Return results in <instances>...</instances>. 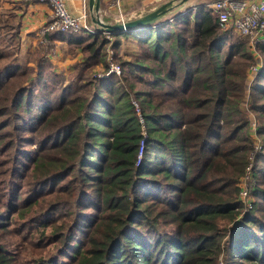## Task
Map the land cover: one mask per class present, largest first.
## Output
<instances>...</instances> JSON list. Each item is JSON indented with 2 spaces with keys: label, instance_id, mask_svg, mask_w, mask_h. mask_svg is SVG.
I'll use <instances>...</instances> for the list:
<instances>
[{
  "label": "trees",
  "instance_id": "obj_1",
  "mask_svg": "<svg viewBox=\"0 0 264 264\" xmlns=\"http://www.w3.org/2000/svg\"><path fill=\"white\" fill-rule=\"evenodd\" d=\"M211 4L61 33L82 55L66 83L60 32L24 53L0 8V264H264V43L250 87L256 54ZM108 47L120 75L106 76Z\"/></svg>",
  "mask_w": 264,
  "mask_h": 264
},
{
  "label": "built area",
  "instance_id": "obj_2",
  "mask_svg": "<svg viewBox=\"0 0 264 264\" xmlns=\"http://www.w3.org/2000/svg\"><path fill=\"white\" fill-rule=\"evenodd\" d=\"M28 3H41L51 8L50 20L39 29L40 42L45 41V35L51 32L96 33V28L86 23L88 13L85 10L82 15H73L66 6L65 0H25ZM122 0H111V7H120ZM211 8L217 16L219 26L222 29H232L236 34L249 41L252 49L264 42V0H216ZM89 18V17H88ZM124 22L126 19L120 15L117 20ZM105 33V32H104ZM107 34V33H106ZM54 54V52H53ZM114 52L108 49V67L106 76L120 75L121 68L113 61ZM252 72H258V66L251 68ZM103 77V76H98ZM255 187V177L252 164L247 169V174L241 183L240 198L247 209L252 207L251 194Z\"/></svg>",
  "mask_w": 264,
  "mask_h": 264
},
{
  "label": "crops",
  "instance_id": "obj_3",
  "mask_svg": "<svg viewBox=\"0 0 264 264\" xmlns=\"http://www.w3.org/2000/svg\"><path fill=\"white\" fill-rule=\"evenodd\" d=\"M89 1L65 0L67 8L73 15L80 16L86 10L89 22L94 25L90 17ZM168 1L171 0H122L120 7L112 8L111 0H100L101 9L99 13H101V18L108 22H114L120 15L129 20L146 14ZM203 2L205 3L206 0H188L183 10L198 4L202 5L204 4ZM1 10L4 13H15L18 16L23 45L27 41L31 45L30 51H34L41 39L39 35L40 27L50 20L51 8L45 4L28 3L25 0H1ZM62 35L61 33L57 35L51 34V38H53L52 44L57 50V57L55 56L57 62L54 61L53 64H57L60 71H65L69 68V71H72L74 63L81 60V51L76 50L74 54H71L68 42L61 39Z\"/></svg>",
  "mask_w": 264,
  "mask_h": 264
},
{
  "label": "water",
  "instance_id": "obj_4",
  "mask_svg": "<svg viewBox=\"0 0 264 264\" xmlns=\"http://www.w3.org/2000/svg\"><path fill=\"white\" fill-rule=\"evenodd\" d=\"M177 1H179L177 3ZM188 0H171L168 1L146 14L138 16L137 18L129 19L122 22L114 21L108 22L101 18L98 12L100 0H90V17L92 22L102 31L107 34H116L126 31H133L136 29L142 30L143 28L153 26L157 22L165 19L172 11L180 12L184 9Z\"/></svg>",
  "mask_w": 264,
  "mask_h": 264
},
{
  "label": "rangeland",
  "instance_id": "obj_5",
  "mask_svg": "<svg viewBox=\"0 0 264 264\" xmlns=\"http://www.w3.org/2000/svg\"><path fill=\"white\" fill-rule=\"evenodd\" d=\"M206 1H212V3L214 2V1H216V0H206ZM99 7H100V9H101V4H99ZM1 8V7H0ZM102 11V10H101ZM1 12L2 13H4V11L3 10H1ZM100 12V11H99ZM100 15H101V13H100ZM89 22V18H88V16H87V20H86V23H88ZM234 32V31H233ZM235 33V32H234ZM236 34V33H235ZM236 35H238V34H236ZM239 36V35H238ZM240 37V36H239ZM240 38H242V39H244L243 37H240ZM244 40H246V39H244ZM248 41V40H247ZM38 44V43H37ZM136 44V40L135 41H126V40H124V41H122V45H121V47H120V55H124V57L127 59V60H129L133 55H136L137 53H138V47L135 45ZM249 49L252 51V52H254L255 54H256V61H257V63H258V70H260L261 68H260V66H263V63H262V57L260 56V54H259V52L257 51V49H252L251 48V46H250V44H249ZM22 48L24 49V50H22ZM22 48H21V51H23L24 53H25V51L26 50H30L31 49V45H29V43H27V41L24 43V45H23V42H22ZM109 48V47H108ZM15 50V49H14ZM57 55V50L55 49L54 50V54L50 57L51 58V61H56L57 62V60H56V56ZM56 56V57H55ZM116 53L114 52V54H113V61L114 62H117L116 61ZM55 57V58H54ZM107 61H108V56H107ZM56 65V66H55ZM54 66H55V70H56V72L57 73H59L61 76H62V78L64 79V83H66V81H67V79L68 78H70L71 79V77H72V73H73V70L72 71H69L70 70V68L69 69H67V70H65V71H60L59 70V67L57 66V64H54ZM73 68V67H72ZM250 70H251V68H250ZM106 70L104 69V68H102V67H100V68H98L97 70H95L94 72L95 73H98V76L100 75V76H103V74H102V72H105ZM258 73L259 72H256V71H253L252 72V70H251V73H250V79H249V85H250V87L252 86V84L254 83V81H255V79H256V76L258 75ZM250 121L252 122V131H254L255 132V130L257 129V128H259L258 126H257V120H256V118H255V116L252 114L251 115V117H250ZM259 143H261V140H259ZM259 145H261V144H259ZM251 199H252V201H253V199H254V194L253 195H251ZM247 210H249V209H247ZM65 264H68V263H65Z\"/></svg>",
  "mask_w": 264,
  "mask_h": 264
},
{
  "label": "bare ground",
  "instance_id": "obj_6",
  "mask_svg": "<svg viewBox=\"0 0 264 264\" xmlns=\"http://www.w3.org/2000/svg\"><path fill=\"white\" fill-rule=\"evenodd\" d=\"M98 10L100 11V7H98ZM99 11H98V12H99Z\"/></svg>",
  "mask_w": 264,
  "mask_h": 264
}]
</instances>
